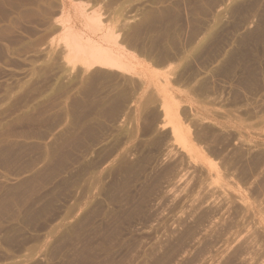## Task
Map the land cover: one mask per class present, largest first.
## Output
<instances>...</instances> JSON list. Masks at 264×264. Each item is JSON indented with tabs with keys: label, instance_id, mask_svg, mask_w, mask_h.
<instances>
[{
	"label": "rangeland",
	"instance_id": "1",
	"mask_svg": "<svg viewBox=\"0 0 264 264\" xmlns=\"http://www.w3.org/2000/svg\"><path fill=\"white\" fill-rule=\"evenodd\" d=\"M0 264H264V0H0Z\"/></svg>",
	"mask_w": 264,
	"mask_h": 264
},
{
	"label": "bare ground",
	"instance_id": "2",
	"mask_svg": "<svg viewBox=\"0 0 264 264\" xmlns=\"http://www.w3.org/2000/svg\"><path fill=\"white\" fill-rule=\"evenodd\" d=\"M62 11L63 10H59L58 12L62 14ZM89 22L95 24L97 22V19L90 18ZM64 41L70 48V53L68 54L67 59L69 63L73 65L79 62L81 66H85L86 68L101 67L123 72H127L132 69V66L124 63L121 60L122 57H120L119 55H116L111 50L101 49L95 46L89 40L84 41V37L82 35L77 34L72 30H67ZM80 54H84V57L78 60ZM170 113L171 111L169 110V108H167V105L164 104V117L170 116ZM163 120L165 119L163 118ZM171 123L173 125L171 127L172 136H170V141H172V143L179 144L186 152H190L192 150L191 146L189 145L191 141L190 138L183 133L178 123H174V121H172Z\"/></svg>",
	"mask_w": 264,
	"mask_h": 264
}]
</instances>
